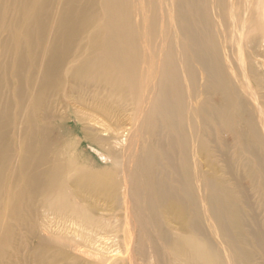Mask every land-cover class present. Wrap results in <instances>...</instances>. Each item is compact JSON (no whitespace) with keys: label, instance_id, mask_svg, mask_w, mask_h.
Masks as SVG:
<instances>
[{"label":"bare ground","instance_id":"obj_1","mask_svg":"<svg viewBox=\"0 0 264 264\" xmlns=\"http://www.w3.org/2000/svg\"><path fill=\"white\" fill-rule=\"evenodd\" d=\"M60 231L264 264V0H0V264Z\"/></svg>","mask_w":264,"mask_h":264},{"label":"rangeland","instance_id":"obj_2","mask_svg":"<svg viewBox=\"0 0 264 264\" xmlns=\"http://www.w3.org/2000/svg\"><path fill=\"white\" fill-rule=\"evenodd\" d=\"M128 129H130V128L128 127ZM107 215H109V214H107ZM47 237L52 239V240L59 239V242H61V243L66 241L67 243H70L73 246H77V248H78V249L77 248L66 249L65 247H62V245L61 246L58 245V246H55L54 248L48 249V253H47L48 256H52V257L57 256V258H59L57 260L58 263H56V264H88V261L89 262H99L100 260H102V257H103V255L101 254L102 248L105 246H112L115 244V243L113 244V242H112V239H113L112 235L103 236V234L99 237L98 240H100V238H104V237H106V240H102V241H100L101 243L99 242V243H94V244L90 240L89 241H87V240L82 241L79 238H77L74 233H67L65 231H60V232H57L55 234L50 233ZM108 242H109V244H108ZM63 252L70 254L69 256H71V257H70L69 261H66V262L63 261V258H62V256H63L62 254H64ZM118 255L119 254H117L116 256H118ZM75 256H79L80 259L75 260L74 259ZM121 256H122V254L120 255V257ZM29 264H32V263L30 262Z\"/></svg>","mask_w":264,"mask_h":264}]
</instances>
